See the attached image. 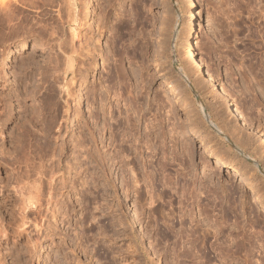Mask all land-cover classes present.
I'll return each instance as SVG.
<instances>
[{"label": "rangeland", "instance_id": "1", "mask_svg": "<svg viewBox=\"0 0 264 264\" xmlns=\"http://www.w3.org/2000/svg\"><path fill=\"white\" fill-rule=\"evenodd\" d=\"M247 1L239 0V7L236 0H91L93 6L87 11L83 0H0V144L10 148L14 132L19 133L26 120L31 135L28 136L30 151L26 157L29 159L25 158L26 162L21 163L22 167L18 169L30 170L26 171L29 177L25 182L28 181L27 185L30 186L35 184L34 188L31 187L33 194L40 190L43 195V211L29 214L30 221L27 220V223H30L25 225L27 233L18 236L14 228L22 222L19 220V201H7L0 193V226L8 225L6 234L0 232V264H264V173L258 164L247 160L220 132L221 128L213 118L217 117L228 126L235 124L234 121L227 118L225 104L219 94L205 82L203 75L188 70V64L186 69L187 62L183 59V45L196 28L197 34L192 41L197 43V58L211 73L219 90L229 95L251 127L264 133V29L261 20L253 21L249 13V9L252 6L255 9L259 0H251V6L246 5ZM191 2L194 6H191ZM243 5L244 8L241 7ZM123 22H128L129 26ZM122 30H125L126 36ZM113 33L116 34L113 36ZM112 36H117V40ZM35 41L44 43L46 49L33 51ZM23 43H27L25 48L21 46ZM112 45L116 47L112 48ZM13 48L16 52L10 62V78H5L2 61L7 51ZM129 49L132 52L135 50L134 54ZM116 50L119 53L124 50L123 55H117ZM127 53L131 57L134 55L133 59ZM114 63H124V72L127 71L129 75L127 79L132 77V82L127 80L128 84L135 81V92L131 95L129 90H132V86L127 84L129 94H126L131 95L130 98L136 96L132 100L137 99V103L136 100L133 103L138 108L152 106L154 112H158L159 119L172 118L170 120L179 128L181 135L187 134L183 140L187 139V143L192 145L193 161L187 159L185 167L178 162L180 165L170 167V172L176 177L177 172L187 173L186 177L190 180L187 181L188 186L195 187H188L193 194H190L193 197L188 201L190 206L187 202L183 203L182 194L171 181L165 183L166 176L155 164V159L150 167L148 164L146 169L140 170L146 175L148 170L149 174H155L152 175L153 186L156 187L153 207L147 204L145 198H141L142 203L137 204L139 201L133 191L127 197L123 178L129 179L130 173L120 167L117 158L114 161L109 159L111 148L115 146L109 149L108 140L105 144L111 151L102 147L104 143L102 145L100 142L91 117V110L99 104L100 93L108 99H104L108 106L114 102L113 93L107 92L110 84L106 81ZM41 85L43 90L50 86L52 93H55L52 113L59 117L50 140L42 137L44 134L40 127L43 121L34 109L39 102L35 93ZM64 86L71 92L79 91L77 87H81L80 98L77 91L75 95L72 92L67 97ZM11 101V110L1 106L9 105ZM142 103L144 105L140 107ZM76 104L81 105L82 117L75 126L72 120L74 113H77ZM170 104L175 109L169 113ZM9 110L14 119H9ZM209 117L213 123L208 120ZM243 135L253 138L245 150L254 159H259L264 169L261 139L247 131H243ZM38 136L45 139H41L45 146L52 144L48 148L46 146L50 155L55 143L66 145L60 157L61 167L56 165L55 177L65 187L55 190L58 199L55 197L54 207L47 213V210L44 211L48 195L46 191L52 179L50 173L45 175L38 167L44 165L45 169L48 168L51 158L47 159V155L44 161L43 157L40 159L42 154L37 155L43 145L35 144L39 142ZM94 136L95 140H91ZM84 137L88 140L91 137L88 141L89 152L93 155L96 153L95 160L87 158L84 148H75V143ZM207 149L214 153L218 151L216 154L222 157L225 165L242 175L230 172L231 169L225 166H218ZM78 150H82L79 154V159L83 161L81 165L75 164ZM225 151L229 153L226 155ZM147 152L146 157L150 154L149 150ZM12 169L8 162L0 165L1 178L11 175ZM196 191L200 193L199 196ZM95 196L99 200L93 199ZM86 197L91 202L86 203ZM196 200H200L203 207L208 206L206 215L209 219L203 220V216L199 215ZM97 205L102 207L97 208ZM161 210L163 214H160ZM198 218L202 220L200 228L213 232L208 234L207 239L203 240L199 233L191 230V225L196 227ZM217 220L219 224L215 222ZM9 221L13 222L12 225ZM245 246L250 247L246 255Z\"/></svg>", "mask_w": 264, "mask_h": 264}, {"label": "bare ground", "instance_id": "2", "mask_svg": "<svg viewBox=\"0 0 264 264\" xmlns=\"http://www.w3.org/2000/svg\"><path fill=\"white\" fill-rule=\"evenodd\" d=\"M239 1V0H238ZM237 0H236V2H237V4L239 3ZM242 1V0H241ZM254 1V0H253ZM256 1V0H255ZM83 2H84V4H85V8H86V10L88 11V9H90L89 7L91 6V0H83ZM258 2V1H257ZM111 3V2H110ZM234 4H236L235 2H233ZM241 3V2H240ZM239 3V4H240ZM250 3H251V0H250V2H249V0L246 2V5L247 6H251L250 5ZM239 4H238V6H239ZM242 5V4H241ZM244 5H245V3H244ZM244 5L243 6H241V7H243L244 8ZM253 5H255V3L253 4ZM93 6V5H92ZM91 6V7H92ZM191 6H194V3L193 2H191ZM235 6H237V5H235ZM240 7V6H239ZM242 8V9H243ZM245 8H246V6H245ZM247 8H250V7H247ZM253 8V10H251ZM252 8H250L249 9V13H250V18H252V20L253 21H255L254 19H258V20H261V23L263 24L262 26V28L264 29V0H259V2L257 3V5L255 6V9H254V7L252 6ZM236 9H238V7L236 8ZM245 10V9H244ZM248 10V9H247ZM138 14V13H137ZM87 15H89V14H87ZM120 17V16H119ZM118 17V18H119ZM119 20H120V18H119ZM208 20V19H207ZM251 20V21H252ZM122 21H125V19L124 20H122ZM194 21V20H193ZM118 22L119 21H117L116 22V25L118 24ZM121 22V21H120ZM196 22V21H195ZM123 23H125V22H123ZM123 23H120V25L122 24L124 27H125V25L123 24ZM128 23V22H127ZM127 23H125V24H127ZM193 23V22H192ZM253 23V22H252ZM119 25V24H118ZM117 25V26H118ZM128 25V24H127ZM261 25V24H260ZM259 25V26H260ZM122 26V27H123ZM129 26V25H128ZM127 26V27H128ZM122 27H120V28H122ZM116 28V27H115ZM190 28V27H189ZM117 29H118V27H117ZM125 29V28H124ZM126 30H127V28H126ZM194 31L192 32V33H190V39L186 42V44L185 45H183L184 46V56H183V59L184 60H186V64H185V66L188 64V67H189V69L187 68V66H186V69H188V70H190V69H192V70H194L195 72H196V74L198 73L199 75H203L204 76V78H205V82L212 88V90H214V91H216L218 94H219V96L222 98V100H223V102H224V104H225V107H224V109H225V111H226V114H227V118H229L232 122L234 121V123L235 124H233V125H230V123H229V125L230 126H228V123L226 124L224 121L222 122V121H220L217 117H215V118H213V119H216V121H217V126H219L220 128H221V130H220V132L223 134V135H225L226 136V138L228 137V139H229V141L233 144V146L241 153V154H243V156H245L246 158H247V160L249 159V160H251L252 162H254L255 164H258V166H259V168L263 171V173H264V169L261 167V165H260V163H259V159L257 160V159H254L249 153H247L246 152V146H248V144L251 142V140L253 139H251L250 137H245L244 135H243V131H247V132H249L250 133V135L251 134H253V135H255V136H258L260 139H261V142L263 143V146H264V133L263 132H259V131H255V129H253L252 127H251V125L249 124V122H247V120H246V118L243 116V114L241 113V112H239V110L236 108V106H235V104L233 103V101L231 100V98L229 97V95L227 94V93H224V92H222L221 90H219V87H218V85H217V82L215 81V79L213 78V76L211 75V73L207 70V69H205V67H204V64H203V62L199 59V58H197V56H196V54H195V46L197 45V43L196 44H194L193 43V41H192V39L194 40V38L196 37V34H197V30H196V28H194L193 29ZM102 31V30H101ZM113 31H115L116 32V30H113ZM122 31H124V35H125V30H122ZM118 30H117V35H118ZM114 34H116V33H113V36H114ZM120 34V33H119ZM121 34H122V32H121ZM112 36V37H113ZM119 36V35H118ZM126 36V35H125ZM124 36V37H125ZM115 37H117V36H115ZM115 37H113V39L115 38ZM121 37H123V34H122V36ZM119 38V37H118ZM125 39V38H124ZM112 40V39H111ZM110 40V41H111ZM117 39L115 38V41H116ZM118 41H119V39H118ZM117 41V42H118ZM121 42H123L122 40H121ZM125 42V41H124ZM113 44V43H112ZM114 44H116V43H114ZM118 44H119V42H118ZM122 44V43H121ZM26 45H27V43H23L21 46H22V48H25L26 47ZM33 46H32V50L33 51H42V50H45L46 49V46H45V44L44 43H42V42H33V44H32ZM110 45V44H109ZM20 46V45H19ZM115 46V45H114ZM113 45H112V48L114 47ZM118 46V45H117ZM131 46V45H130ZM116 47V46H115ZM114 47V48H115ZM122 47V46H121ZM133 47H135V46H133ZM118 48H119V46H118ZM135 48H137V47H135ZM134 48V49H135ZM14 49V48H13ZM13 49H9L8 51H7V53H6V55L4 56V58H3V61H2V68H3V76L5 77V78H10V71H9V68H10V62L12 61V59H13V54L16 52L15 51V49L13 50ZM110 49H111V46H110ZM109 49V50H110ZM120 49H122V48H120ZM126 49H127V47H126ZM125 48H124V50H126ZM113 51L112 52H114V49H112ZM124 50H122V52L124 51ZM130 50V49H129ZM135 50H138V48L137 49H135ZM135 50H133V52L131 51V53L132 54H134V52H135ZM35 51V52H36ZM76 51V50H75ZM98 51V50H97ZM103 51V50H102ZM111 51V50H110ZM116 51H118V50H116ZM129 51V52H130ZM34 52V53H35ZM122 52H120L119 53V51L117 52V55H118V53L119 54H122ZM126 52H128V49L126 50ZM125 52V53H126ZM138 52V51H137ZM137 52H136V54H137ZM124 53V54H125ZM91 54V53H90ZM113 54V53H112ZM115 54H116V52H115ZM128 54V56H130L131 57V55H129V53H127ZM100 55V54H99ZM110 55V54H109ZM123 55V54H122ZM122 55H119V56H122ZM94 56V55H93ZM103 56H104V54H103ZM102 55H101V57H103ZM111 56H114V55H111ZM118 56V57H119ZM96 57V56H95ZM106 57V56H105ZM108 57V60H109V56H107ZM117 57V56H116ZM133 57H134V55H133ZM133 57H131V59H133ZM115 58V57H114ZM120 58V57H119ZM123 57H121L120 59H122ZM81 59V58H80ZM97 59V58H96ZM105 59V58H104ZM103 59V60H104ZM117 59V58H116ZM124 59H125V57H124ZM123 59V60H124ZM73 60V59H72ZM78 60V59H77ZM102 60V61H103ZM107 60V61H108ZM111 60V59H110ZM119 60V59H118ZM27 61H29V60H25L24 62H27ZM119 61H122V60H119ZM130 61H132V60H130ZM30 62V61H29ZM73 62V61H72ZM106 62V61H105ZM113 62V61H112ZM117 62V61H116ZM123 62V61H122ZM108 63V62H107ZM132 63V62H131ZM185 63V62H184ZM104 64H106V63H104ZM110 64V63H109ZM124 65V63H117L116 65H115V63H114V68H112V67H110V68H112L111 70H110V72H109V74H110V76H108L107 78V80L106 81H108L109 82V88H108V86H107V92L108 93H110V92H112L113 93V95H112V97L114 98V102H113V104L112 105H109L108 106V104H107V101H105L104 99H107L106 97H104L102 94L103 93H100L101 91L99 90V93H100V95H101V97H100V99H99V104L98 105H96L95 107H94V110H91V117H92V119H93V125H94V129L97 131L96 133L97 134H99L98 136L100 137V142L102 143V145H103V143H104V145L102 146V147H106V149H107V147H108V144H105V143H107L108 142V140H110L109 141V149H110V147H113V146H115L114 147V149H112L111 148V150H108V152L109 151H111L112 152V155L110 156V158L109 159H111L112 161H114V159L116 160V158L118 159V161H117V163L118 164H120V167L121 168H126L127 169V171H128V173H130V176H129V179H125V178H123V180H125V191H126V194H127V197L129 196V192H131V191H133L136 195H137V201H139L137 204H141L142 203V200H141V198L142 199H144L145 198V200L147 201L148 200V202H147V204L149 203L150 205H152L153 203H154V199H155V192L156 191H154V189H156V187H154L153 185H154V177H152V175H153V173H152V175L151 174H149V170H148V175H146V172L145 171H143V172H145V174H143L140 170L142 169H146V166L149 164V167H150V164L152 165V163L154 162V159L156 160L155 161V164L157 163L158 164V166H160V169H161V171H162V173L164 174V176H166V179H167V181L165 182V183H167L168 182V180H169V183H170V181H171V184H173V185H175L176 186V190H178V192H180L182 195H180V196H182L183 197V199H184V201H183V203L185 202H187L186 204L188 205V201H189V199L190 198H192V197H190V194H192V192H190V190H189V188L190 187H192V186H188V182H190V180L189 179H187V177H186V175H187V173L186 172H184V171H181V172H177V177H176V174H172L171 172H170V167H174V166H176L177 164H179V163H182V164H184L183 166L185 167V164L187 163L186 161H187V159H189V161H191L192 160V157H193V152H192V145H189L188 143H187V139H185V140H183V138L185 137V136H187V134H183V136L181 135L182 133H180V131L178 130L179 128L177 127V126H175L176 124L172 121V120H170V119H172V118H169L168 117V119L167 118H162L161 117V119H159L160 117H159V115H158V112L157 111H155L154 112V110H153V108H152V106H146V105H144L143 103L142 104H140V107H141V105L143 106H145V107H143L142 109L141 108H138L137 106H136V104L135 103H133V101L135 102V100H136V103H137V99H134V100H132L133 98H136V96L134 97L133 96V98H130V97H132L131 95H132V93H134L135 91H133V87H135V86H133V84H134V82L133 83H131L130 84V82H129V84H130V87L132 86V90L130 89L129 90V93H131V95H130V97L129 96H127V94H126V90H127V80H129L130 78L132 79V77H130V78H128L127 79V77H129V75L126 73L127 71H125L124 72V70L126 69H123L124 67H123V65ZM72 65V64H71ZM49 66V65H48ZM110 66V65H109ZM45 67V66H44ZM77 70V69H76ZM130 70V69H129ZM80 71V70H79ZM131 71V70H130ZM134 71V70H133ZM132 71V72H133ZM191 71V70H190ZM79 73V72H78ZM127 74V76H126V74ZM128 73H130V72H128ZM132 74V73H131ZM44 75V74H43ZM134 76H135V74H134ZM58 77V76H57ZM44 79V78H43ZM129 80V81H131L132 82V80ZM51 80V79H50ZM51 82V81H50ZM44 83H45V80H44ZM107 83V82H106ZM128 84V85H129ZM53 84H50V86H52ZM81 85V84H80ZM47 86V85H46ZM45 86V87H46ZM47 87V88H45L44 90H43V88H42V85H41V87L39 88V90L35 93V94H38V99H39V102H38V104H37V106H36V108H34V109H36V111H37V114L39 115V117H40V120L41 121H43V124L41 125V131L43 132L42 134H44V136H42L43 138H45L46 140H50V138L52 139V134L54 133V128H55V126L57 125V115L55 114H53L52 113V101H55L54 99H53V97L55 98V93H52V88L51 87ZM83 86V85H82ZM67 88V86H64L63 88ZM70 87V86H69ZM102 87V86H101ZM100 87V88H101ZM65 88V89H66ZM57 89V88H56ZM64 89V90H65ZM77 89H79V91L78 90H76L77 91V93H76V91H72L73 92V94L74 93H76V94H78L77 95V97L78 98H80V89H81V87L80 88H78L77 87ZM136 89V88H135ZM73 90V89H72ZM93 90H95L96 91V89H93ZM102 90V89H101ZM104 90H106V89H104ZM132 91V92H131ZM67 92V93H66ZM66 96L67 97H70V95H72L71 93V90H68V89H66ZM88 92V91H87ZM98 92V91H97ZM102 92H104V91H102ZM106 92V91H105ZM104 92V93H105ZM32 93V92H31ZM107 93V95L109 96V94ZM128 93V92H127ZM128 93V94H129ZM93 94V93H92ZM32 95V94H31ZM54 95V96H53ZM69 95V96H68ZM75 95V94H74ZM73 95V96H74ZM89 95V94H88ZM34 96V95H33ZM90 96V95H89ZM88 96V97H89ZM92 96V95H91ZM95 96V95H94ZM99 96V95H98ZM111 96V95H110ZM36 97V96H35ZM76 97V96H75ZM81 97H82V95H81ZM19 98V97H18ZM22 98V97H21ZM97 98V97H96ZM109 98V97H108ZM112 98V99H113ZM9 99V98H8ZM92 99V98H91ZM95 99V98H94ZM4 100V99H3ZM19 100V99H18ZM108 100V99H107ZM5 101V100H4ZM4 101H2V103L4 102ZM77 101V100H76ZM79 101V100H78ZM94 101H96V100H94ZM169 101V100H168ZM7 102V101H6ZM5 102V103H6ZM164 102V101H163ZM54 103V102H53ZM95 102H93V104H94ZM96 103H97V101H96ZM95 103V104H96ZM171 103V102H170ZM55 104V103H54ZM94 104V105H95ZM146 104H148V103H146ZM151 104V103H150ZM167 104H169V103H167ZM167 104L166 105H164V108L167 106ZM1 106H4V108L5 109H7V108H9V107H12L13 106V101H11V102H9V105L7 104H1ZM76 107H75V110H77V113L75 112L74 114H75V118L72 120V122H74L75 121V126L77 125V121H78V119H79V117L81 116V105H75ZM170 106H171V104H170ZM170 108V107H169ZM4 109V110H5ZM10 110H11V108H9ZM174 106H171V108L168 110V112L170 113V111H174ZM8 110V109H7ZM10 110H9V119H14L13 118V114H11L10 113ZM26 110V109H25ZM147 110V111H146ZM156 110V109H155ZM203 110V109H202ZM139 111H140V113H139ZM142 111H145V113H141ZM157 112V113H156ZM167 112V111H166ZM204 112V111H203ZM7 113V112H6ZM28 113V112H27ZM172 113H174V112H172ZM171 113V114H172ZM205 114V113H204ZM34 115V114H33ZM156 115H158V116H156ZM168 115V114H167ZM169 116V115H168ZM214 116V115H213ZM35 117V116H34ZM82 117V116H81ZM159 117V118H158ZM171 117V116H170ZM174 117V116H173ZM59 118V117H58ZM208 118V117H207ZM2 119V118H1ZM167 119V120H166ZM213 119L211 118V117H209V121H211L212 123H213ZM226 119V118H225ZM224 119V120H225ZM229 120V121H230ZM26 121V120H25ZM25 121H24V124L22 123V129H20V128H18V127H16V129L18 128V129H20L18 132L19 133H17V134H15L16 132H14V135L15 136H13V138H12V140L10 141V143H11V146H10V148H9V146H7V147H5V145L4 144H0V165H2V164H4L5 162H8V164H10V165H12V167H13V172L12 171H10V172H12L11 173V175L9 176L8 174L6 175V178L5 179H2L1 178V176H0V193H2V197L3 198H5V199H7V201H14L15 199V201H19V214H20V221H22L19 225H17V227L16 228H14V230H15V232L17 233V235L18 236H21V235H25V232H26V229L27 228H25V225H27V224H29L30 222H28L27 223V220L29 219L28 218V216H29V214H32V213H39V212H42L43 211V201H42V197L41 196H43V195H41V193L40 192H42V191H40L39 190V193H37V191L36 192H34V194H33V189L31 188V187H33L34 188V186H35V184L33 185V186H30V185H27L28 183V181L27 182H25L26 180V177H29V176H27L28 175V173L26 174V171H30V170H28V168H27V170H24V171H21L20 169H18V167H22L21 166V163L23 164V162H26V161H24L25 160V158L27 157V153H28V150H29V148H30V143L28 142V139H29V137L31 136H29V130H28V128L27 127H29V126H27L26 124H25ZM18 122V121H17ZM226 122H228V121H226ZM21 123V122H20ZM27 123V122H26ZM42 123V122H41ZM86 123V122H85ZM210 123V122H209ZM16 124V123H15ZM19 123H17L16 125H18ZM144 124V125H143ZM20 125V124H19ZM86 125H88V124H86ZM142 125L144 126V128H142ZM215 125V124H214ZM89 126V125H88ZM87 126V127H88ZM212 126H213V124H212ZM239 128H238V127ZM230 127H232V129H230ZM90 128V127H89ZM92 128V129H93ZM73 129V128H72ZM231 130V131H230ZM60 131V130H59ZM40 132V131H39ZM190 132H193L192 130L190 131ZM38 133V132H37ZM57 133V132H56ZM94 133V132H93ZM92 133V134H93ZM245 133V132H244ZM95 134V133H94ZM34 135V134H33ZM39 135H41V134H39ZM96 135V134H95ZM180 135L182 136V140H181V138H180ZM248 136H249V134H247ZM29 136V137H28ZM36 136H37V134H36ZM84 136V135H83ZM93 136V135H92ZM39 137V136H38ZM37 137V138H38ZM103 137H104V139H103ZM36 138V137H35ZM61 138V137H60ZM83 138V137H82ZM81 138V139H82ZM86 137H84V139H82V140H78L76 143H75V148H84V153L87 155V158H91V159H93V160H95V155H96V153H95V155H93L92 153H90L89 151V142H90V138H89V140L88 139H85ZM95 136H94V139H93V137H92V139L91 140H95ZM39 140V142L37 143L36 141H37V139H36V145L37 146H40V145H44V143H43V141L45 140V139H42V138H38ZM41 139L43 140L42 142H41ZM31 140V139H30ZM61 140V139H60ZM73 141V140H72ZM89 141V142H88ZM213 141V140H212ZM38 144H40V145H38ZM51 144V143H50ZM48 145V146H51V145ZM91 144V143H90ZM33 145V144H32ZM32 145H31V147H32ZM35 145V146H36ZM43 145H42V148L39 150V152H38V156H41V154H42V156L40 157V159L43 157V159H44V161H45V159L47 158V155L49 156V158H47V159H50L51 158V160H48V161H51L50 162V165L48 164V168H44V165H41V167H38L40 170L39 171H42L41 173H43V174H45V175H47V174H49L50 173V179H52V181L50 180V186H49V188L48 187H45V188H48L47 189V191H46V193H48V195H47V199H46V201L45 202H47L46 203V205L44 206L45 207V209H44V211L45 210H47L46 211V213L48 212V210H50L51 208H53L54 206H52L53 205V203H55V197H56V199H58L57 198V196H55L56 194H58V193H56L55 194V190L56 189H63V187H65V186H63L64 184L63 183H60V182H57L58 180L55 178L56 177V165L58 164V166L60 165L59 164V162H60V157H61V153L63 152V150L66 148L65 146V144H59V142H57V143H55L54 145V147H52L53 148V152L52 151H50L51 153H52V155H50V154H48L47 152H48V146H47V148H46V146H45V148H43ZM260 145V144H259ZM87 146H88V148H87ZM253 146V145H252ZM13 150H12V149ZM32 148H34V147H32ZM38 148V147H37ZM52 148H51V150H52ZM218 148H220V147H218ZM49 149H50V147H49ZM248 149V148H247ZM254 149V148H253ZM257 149V148H256ZM262 149H263V151H261V152H264V148L262 147ZM100 150V149H99ZM99 150H97L98 152H99ZM147 150H149V152H150V154L148 155V157H146V155H145V153H148L147 152ZM224 150V149H223ZM222 150V151H223ZM30 151V150H29ZM36 151V150H35ZM79 151V153H78V155H76L75 157H76V163L75 164H82V160L81 159H79L80 158V153H82L81 151L82 150H78ZM96 151V150H95ZM221 151V150H220ZM33 152H34V150H33ZM32 152V153H33ZM37 152V151H36ZM76 152V151H75ZM108 152L106 151V153L108 154ZM110 152V153H111ZM207 152H209L210 153V155H212V156H214L215 158V163L218 165V166H225L226 168H228V169H231L232 167H230L229 165H225V161H222V157L220 158L219 156H217V154L216 153H218V151L216 152V153H214L212 150H210V149H207ZM100 153V152H99ZM105 153V154H106ZM220 153V152H219ZM223 153V152H222ZM228 154L229 152L228 151H225V154ZM29 154V153H28ZM36 154V153H35ZM35 154L33 155V156H35ZM63 154V153H62ZM80 154V155H79ZM84 154V155H85ZM161 154V155H160ZM226 154V155H227ZM84 155H82V156H84ZM160 155V156H159ZM221 155V154H220ZM262 155H264V153L262 154ZM32 156V157H33ZM44 156H46L45 158H44ZM100 156H102V154L100 153ZM109 156V155H108ZM257 156V155H256ZM30 157V156H29ZM85 157V156H84ZM229 157V156H228ZM258 157H260V153H259V156ZM39 158V157H38ZM37 158V159H38ZM86 158V157H85ZM157 158V159H156ZM27 159H29V158H26V160ZM101 159H102V157H101ZM202 159H203V157H202ZM231 159V158H230ZM86 160V159H85ZM204 160V159H203ZM264 160V159H263ZM29 161V160H28ZM27 161V162H28ZM41 161V160H40ZM43 161V160H42ZM43 161V162H44ZM90 161V160H89ZM88 161V162H89ZM188 161V163H190ZM193 161V160H192ZM31 162V161H30ZM58 162V163H57ZM85 162V161H84ZM179 162V163H178ZM42 163V162H41ZM48 163V162H47ZM46 163V164H47ZM43 164V163H42ZM154 164V165H155ZM192 164V163H191ZM180 165V164H179ZM40 166V165H39ZM58 166H57V168H58ZM157 166V165H156ZM157 166V167H158ZM26 167V166H25ZM47 167V166H46ZM51 167V168H50ZM53 167V168H52ZM59 167H61V166H59ZM85 167V166H84ZM43 168L45 169V170H43ZM24 169V168H23ZM22 169V170H23ZM158 169V168H157ZM185 169V168H184ZM125 170V169H124ZM34 171V170H33ZM59 171V170H58ZM178 171H179V169H178ZM253 171V170H252ZM8 172V171H7ZM60 172V171H59ZM151 172H153V171H151ZM230 172H234L236 175H238V176H241L242 175V173L240 172V173H238V170H236V169H231L230 170ZM37 173V172H36ZM93 173V172H92ZM143 174V175H142ZM174 175H175V177H174ZM91 176V175H90ZM153 176H155V174L153 175ZM163 176V177H164ZM10 178V179H9ZM48 178V177H47ZM58 178V177H57ZM165 179V178H164ZM165 179V180H166ZM40 180V179H39ZM61 181V180H60ZM188 181V182H187ZM46 182V181H45ZM164 182V181H163ZM59 183H60V185L61 186H59ZM149 183H152V185L151 184H149ZM162 183V182H161ZM164 183V184H165ZM202 183V182H201ZM48 184H49V182H48ZM63 184V185H62ZM157 184V183H156ZM32 185V184H31ZM41 185V184H40ZM151 185V186H150ZM190 185V184H189ZM201 185V184H200ZM36 186H38V185H36ZM171 186V185H170ZM196 186V185H195ZM11 189H10V188ZM165 187V186H164ZM169 187V186H168ZM189 187V188H188ZM36 188V187H35ZM41 188V187H40ZM192 188H194L195 189V187H192ZM198 188V187H197ZM90 188H89V186H88V188H87V190H89ZM166 189V188H165ZM12 190V191H11ZM33 190V191H32ZM35 190H38V189H35ZM45 190V189H44ZM43 190V191H44ZM192 191V190H191ZM194 191V190H193ZM14 192V193H13ZM161 192H163V190L161 191ZM197 192V191H196ZM195 192V193H196ZM45 193V192H44ZM92 193H94V192H92ZM157 193H159V192H157ZM167 193V192H166ZM169 193V192H168ZM179 193V194H180ZM194 193V192H193ZM198 193V192H197ZM43 194V193H42ZM85 194H86V192H85ZM170 194V193H169ZM199 194L200 193H198V195L197 196H199ZM164 195H165V192H164ZM193 195V194H192ZM158 196V195H157ZM195 196V195H194ZM202 196V195H201ZM196 197V196H195ZM99 198V197H98ZM93 199H97V197L95 196ZM181 199V198H180ZM197 199V198H196ZM44 200V199H43ZM55 200V201H54ZM84 200H85V202L86 203H89V202H91V199L89 198V197H86V198H84ZM97 200H99V199H97ZM187 200V201H186ZM94 201V200H93ZM197 201V200H196ZM1 202V201H0ZM84 202V203H85ZM141 202V203H140ZM12 203V202H11ZM13 203H16V202H13ZM100 203V202H99ZM146 203V202H145ZM17 204V203H16ZM135 204V203H134ZM182 204V203H181ZM192 204V203H191ZM196 204V203H195ZM18 205V204H17ZM87 205V204H86ZM85 205V206H86ZM198 207H199V212H200V216H203V220H207V218L209 217V216H207L206 215V213L208 212H206V209L208 208V206H207V208L206 207H203V204L200 202V200L199 201H197V204H196ZM144 206V205H143ZM188 206H190V204L188 205ZM205 206H206V204H205ZM97 208H100V207H102V206H96ZM95 207V208H96ZM150 207V206H149ZM152 207H153V205H152ZM185 207V206H184ZM47 208V209H46ZM55 208H56V206H55ZM54 208V209H55ZM155 208V207H154ZM158 208V207H157ZM156 208V209H157ZM151 209V208H150ZM156 209H154V210H156ZM160 209V208H159ZM164 209V208H163ZM180 209V208H179ZM53 210V209H52ZM51 210V211H52ZM66 210V209H65ZM182 210V209H181ZM6 211V210H5ZM4 211V212H5ZM13 211V210H12ZM69 211V210H68ZM67 211V212H68ZM97 211V210H96ZM104 211V210H103ZM153 211V210H152ZM158 211V210H157ZM156 211V212H157ZM162 211V210H161ZM172 211V210H171ZM54 212V211H53ZM93 212V211H92ZM183 212V214H185V213H187L186 212V210H185V213H184V211H182ZM66 213V212H65ZM91 213V212H90ZM94 213V212H93ZM165 213V212H164ZM172 213H174V212H172ZM193 213V212H192ZM89 214V213H88ZM101 214V213H100ZM160 214H163V211H162V213H160ZM191 214V213H190ZM189 214V215H190ZM33 215V214H32ZM86 215V214H85ZM98 215V214H97ZM174 214H172V216H173ZM48 216V215H47ZM87 216V215H86ZM95 216V215H94ZM176 216V215H175ZM183 216V215H182ZM184 216H186V214L184 215ZM89 217H90V215H89ZM3 218V217H2ZM197 218V217H196ZM195 218V219H196ZM200 218V217H199ZM199 218H198V223L196 224V227H193V225H191L192 226V231H193V233H199L202 237H203V240L204 239H207V236H208V234L209 233H211L210 231L208 232L206 229H202V228H200V227H202V220H199ZM4 219V218H3ZM2 219V220H3ZM88 219V218H87ZM170 219H172V218H170ZM190 219H191V217H190ZM209 219V218H208ZM216 219H218V218H216ZM14 220V222H15V219H13ZM12 220V221H13ZM61 220H63V219H61ZM175 220V219H174ZM194 220V219H193ZM220 220V219H219ZM219 220H217V221H215V222H217L218 223V221ZM28 221H30V220H28ZM48 221V220H47ZM68 221V220H67ZM172 221V220H171ZM225 221V220H224ZM4 222H5V220H4ZM10 222V221H9ZM35 222V221H34ZM37 222V221H36ZM43 222V221H42ZM219 222H222L221 220L219 221ZM1 223H2V225L4 224L3 223V221H1ZM11 223V222H10ZM13 223V222H12ZM12 223L10 224V225H12ZM17 223V222H16ZM38 223V222H37ZM36 223V224H37ZM71 223V222H70ZM84 223H85V221H84ZM195 223V222H194ZM50 224V223H49ZM68 224V223H67ZM219 224V223H218ZM7 224H4V227L3 226H0V232L3 234V233H7ZM24 226V227H23ZM42 226H44V225H42ZM27 227V226H26ZM47 227V226H46ZM89 227V226H88ZM87 227V228H88ZM190 227V226H189ZM212 227V226H211ZM13 228V227H12ZM86 228V229H87ZM205 228H208V227H205ZM214 228V227H213ZM211 229V228H210ZM215 229V228H214ZM219 229V228H218ZM191 231V232H192ZM215 231V230H214ZM216 231H217V228H216ZM215 231V232H216ZM14 232V233H15ZM27 233V232H26ZM192 233V234H193ZM213 233V232H212ZM211 233V234H212ZM232 233V232H231ZM215 234V233H214ZM8 235V234H7ZM197 235V234H196ZM238 236V235H237ZM236 236V237H237ZM3 237H5L4 235H3ZM7 237V236H6ZM26 237V236H25ZM240 237V236H239ZM243 237V236H242ZM246 237V236H245ZM53 238V237H52ZM238 238V237H237ZM247 238V237H246ZM197 239H200V238H197ZM249 239V238H248ZM35 240V239H34ZM37 240V239H36ZM247 240V239H246ZM33 242V241H32ZM31 242V243H32ZM250 242V241H249ZM243 243H244V241H243ZM29 244V243H28ZM240 244V243H239ZM247 244V243H246ZM249 244V243H248ZM40 245V244H39ZM244 245V244H243ZM243 245H241V246H243ZM239 246V245H238ZM240 247V246H239ZM236 248H237V246H236ZM244 248H247L246 249V252L245 251H243V252H245V255H246V253L248 252V250L250 249V247H247V246H245V247H243V249ZM249 248V249H248ZM27 250V249H26ZM33 251V250H32ZM238 251H239V249H238ZM242 251V250H241ZM250 252V251H249ZM249 255V254H248ZM248 260V259H247Z\"/></svg>", "mask_w": 264, "mask_h": 264}]
</instances>
